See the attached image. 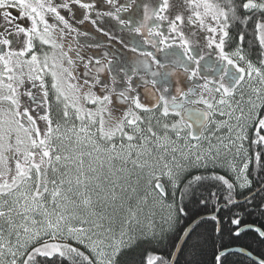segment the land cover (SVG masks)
Returning a JSON list of instances; mask_svg holds the SVG:
<instances>
[{
	"label": "snow or ice",
	"instance_id": "6c2138e0",
	"mask_svg": "<svg viewBox=\"0 0 264 264\" xmlns=\"http://www.w3.org/2000/svg\"><path fill=\"white\" fill-rule=\"evenodd\" d=\"M0 264H264V0H0Z\"/></svg>",
	"mask_w": 264,
	"mask_h": 264
}]
</instances>
